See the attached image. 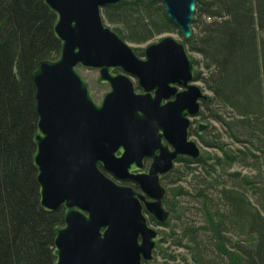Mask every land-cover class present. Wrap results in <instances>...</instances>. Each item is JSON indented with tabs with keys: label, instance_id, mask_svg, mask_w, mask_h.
Returning a JSON list of instances; mask_svg holds the SVG:
<instances>
[{
	"label": "water",
	"instance_id": "95a60500",
	"mask_svg": "<svg viewBox=\"0 0 264 264\" xmlns=\"http://www.w3.org/2000/svg\"><path fill=\"white\" fill-rule=\"evenodd\" d=\"M42 1L55 17L52 30L60 43L59 54L39 60L31 74L39 204L46 212L63 208L62 223L53 228L52 264L155 261L153 250L164 234L149 225L143 206L165 222L159 175L179 156H200L188 129L208 94L194 80V59L171 36L148 44L144 58L138 57L103 21L102 7L119 0ZM160 1L183 38L190 37L197 0ZM78 66L97 68L98 82L109 83L99 101ZM205 127L198 122L197 132ZM146 156L151 161L143 172ZM99 166L116 179L136 181L142 193L116 183Z\"/></svg>",
	"mask_w": 264,
	"mask_h": 264
},
{
	"label": "trees",
	"instance_id": "16d2710c",
	"mask_svg": "<svg viewBox=\"0 0 264 264\" xmlns=\"http://www.w3.org/2000/svg\"><path fill=\"white\" fill-rule=\"evenodd\" d=\"M102 12L108 21L123 24L122 36L136 42L147 40L154 30L175 29L187 50L201 57L194 59V80L212 94L201 107L208 110L212 101H221L247 129L263 118L264 0H197L188 38L160 0H119ZM54 19L42 0H0V264H52L53 228L62 223L61 208L46 212L40 207L32 161L37 114L31 74L39 60L59 54ZM199 138L206 146H217ZM177 162L190 167L205 159L179 157ZM164 207L169 220L173 210L166 203ZM252 208L249 238L228 242L220 231L221 219L212 223L226 264H264V217Z\"/></svg>",
	"mask_w": 264,
	"mask_h": 264
},
{
	"label": "rangeland",
	"instance_id": "374dc122",
	"mask_svg": "<svg viewBox=\"0 0 264 264\" xmlns=\"http://www.w3.org/2000/svg\"><path fill=\"white\" fill-rule=\"evenodd\" d=\"M101 13L105 25L120 33L138 55L143 54L148 44L164 36L182 41L175 29L154 30L145 41L130 40L122 36L126 32L123 24L108 21L102 9ZM188 52L193 59H201L200 55ZM77 68L99 101L108 86L97 82L98 69ZM262 78L264 92V72ZM197 83L208 96L212 95L201 82ZM208 105V110L200 108L205 116L198 114L191 118L188 129L189 138L197 141L199 157L205 163L185 167L183 162H175L161 181L168 190L163 203L173 211L167 224L151 222L153 228L164 234L163 242L153 250L155 261L151 264H226V258L216 247L212 223L221 219L220 231L229 242L249 238L246 230L252 207L264 217V116L258 122H251L247 129L227 104L212 101ZM198 122L206 124L201 133L197 132ZM200 135L217 146H206ZM178 190L179 194L173 195L172 191Z\"/></svg>",
	"mask_w": 264,
	"mask_h": 264
},
{
	"label": "flooded vegetation",
	"instance_id": "af4514ba",
	"mask_svg": "<svg viewBox=\"0 0 264 264\" xmlns=\"http://www.w3.org/2000/svg\"><path fill=\"white\" fill-rule=\"evenodd\" d=\"M135 51V50H134ZM136 53V52H135ZM136 55L138 56V57H140V58H144V50H143V54L142 55H138L137 53H136ZM95 69H97V68H95ZM113 72H120V70H118V69H115V70H113ZM98 73H99V71H98ZM97 78H98V76H97ZM131 80L133 81V85H134V87H135V90L137 91V92H142L143 91V88L140 86V84L138 83V81H137V79L135 78V77H133V76H131ZM97 82H98V80H97ZM99 83H101V82H99ZM103 83H105L107 86H108V90L110 89V85H109V83H107V82H103ZM179 89H181V87H178ZM107 90V91H108ZM107 91H105V92H107ZM151 93H153L152 91H151ZM103 96V95H102ZM170 99H172V97H170V98H168V99H165L164 100V102H166V101H168V100H170ZM193 118V117H192ZM189 132V131H188ZM162 141H163V143H167V140H166V138L165 137H163L162 138ZM169 148L170 149H172V146L169 144ZM179 157H183V156H179ZM178 157V158H179ZM184 157H186V156H184ZM177 158V159H178ZM177 159L174 161V164H175V162H177ZM150 161H151V158L150 157H145L144 159H143V167L141 168V171H143V172H146L147 170H148V166H149V164H150ZM174 166V165H173ZM100 167V166H99ZM100 169H102L101 167H100ZM172 169H173V167H172ZM171 169V170H172ZM170 170V171H171ZM102 171L108 176V177H110L113 181H115L116 183H118V184H122V185H126V186H130V187H132L135 191H138V192H140V193H142V190H141V188H140V186H139V184L136 182V181H134V180H132V179H124V180H119V179H116V178H114V176H112L111 175V173H109V172H107V171H105L104 169H102ZM169 171V172H170ZM169 172H166V173H163V174H160L159 175V180H160V183H161V185L165 188V195L168 193V191L166 190V187L163 185V183L161 182L162 181V179H164V176L165 175H167ZM165 195H164V197L162 198V205L164 206V201H165ZM147 200H151V198H149V197H145ZM143 205V204H142ZM165 208V207H164ZM62 210H63V208H61ZM143 211H144V213H145V215H146V217H147V220H148V223H149V225H151V222L152 221H156V219L152 216V215H150L148 212H146V210H145V208H144V206H143ZM157 222V221H156ZM147 263H149V262H145V264H147Z\"/></svg>",
	"mask_w": 264,
	"mask_h": 264
}]
</instances>
